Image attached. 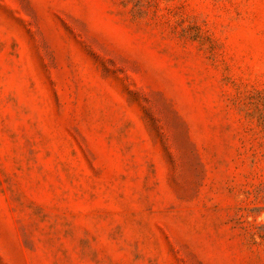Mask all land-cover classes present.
<instances>
[{
	"label": "rangeland",
	"instance_id": "374dc122",
	"mask_svg": "<svg viewBox=\"0 0 264 264\" xmlns=\"http://www.w3.org/2000/svg\"><path fill=\"white\" fill-rule=\"evenodd\" d=\"M0 264H264V0H0Z\"/></svg>",
	"mask_w": 264,
	"mask_h": 264
}]
</instances>
